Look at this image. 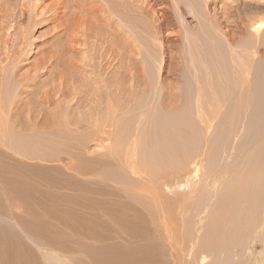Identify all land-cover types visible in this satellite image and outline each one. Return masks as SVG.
Returning a JSON list of instances; mask_svg holds the SVG:
<instances>
[{
  "label": "rangeland",
  "instance_id": "obj_1",
  "mask_svg": "<svg viewBox=\"0 0 264 264\" xmlns=\"http://www.w3.org/2000/svg\"><path fill=\"white\" fill-rule=\"evenodd\" d=\"M146 1L117 0L121 5L129 4L131 6L129 9H133L136 14L141 11L140 9ZM169 1L175 24L167 33L175 38L180 35L184 47L182 52V82L179 87L189 107L173 112L158 110L157 119L159 121L157 122H165L168 127L169 131L166 134L171 135V137L165 142L169 149L179 144L183 149L201 152L198 158L201 170L199 176L195 178L198 182L196 189H188L187 187L184 190V196L190 194L191 197L185 204L183 203V213L181 214L178 209H175L174 216L166 221L168 231L171 234L166 235L167 238L162 234V239L172 241L173 247L159 242L165 247L162 249L163 253L159 259L162 260L160 264H198L201 255L200 247L204 245L201 243V238L207 233L209 210L211 212V208H215L217 205L220 207V202L231 189L232 180L235 179L245 163L250 160L252 154L257 157L260 163L262 179L260 181L262 186L259 187L260 195L257 198L260 209L256 216H259L256 217V220L260 219L262 209H264V0ZM177 2L183 9H180ZM188 4H191L194 9L188 7ZM211 13L216 14L222 20L231 22L241 16L249 24L263 23L260 32L261 42L258 43L257 47L250 49L249 52L245 51L250 41L248 35L243 36L238 43L239 45L236 44L238 50H244L243 57L250 65V75L247 78L248 84H246L244 96L247 105L243 110H239L235 99L239 91L238 81L241 79L240 65L233 61L231 51L222 33L216 30V26L209 25L206 20L205 16L210 17ZM117 16L113 11H109L106 0H0V86L2 82H7V78L8 80L11 78V70L16 74V76L13 75L15 76L14 81L11 79L12 83L14 84L16 79L18 84H16L17 90L15 89L12 98L13 104L15 102L14 107L11 104L8 108V115L10 111H13V118L10 117L11 115L9 117L16 119L18 116L19 121L21 119L20 122L25 123L27 120L28 123V120L32 121V119L37 121H41L42 118L50 120V118L58 117L57 115H63V113L72 117L78 116L80 111H83L81 113L87 111L90 107L89 104L92 103V101L88 102L89 99H92L90 98L88 82L96 74L109 75V77L123 74L126 77L131 74L137 77L141 75V68L143 64L147 63V54L145 51V54H139L137 45L142 40L143 44L148 41L146 42L140 37L137 28H134V24L128 23L127 18ZM121 19L122 26L119 23ZM190 23L193 26H189ZM188 31H194L196 34V43L193 46L196 62L199 63L201 60L202 63L208 64L214 84L219 90H225L229 97L221 109L219 119H214V125L209 133L203 131L196 112L191 107L196 85L190 63V50H188L185 38ZM141 46L139 45V47ZM120 47L122 48L120 49ZM128 73L129 76L126 75ZM203 73L202 70L200 73L202 77ZM4 74H6L5 80L2 77ZM0 88L2 94V87ZM206 98L208 101L212 100L210 95H207ZM32 134L29 132L20 135L23 139L14 143L25 151L26 149L33 151L35 155L41 158L43 143L38 140L39 135L33 137ZM95 145L96 143H93L90 148L98 150V152L103 151ZM8 148L10 149L9 146L2 147L0 145V170H2L0 171V229L3 232L9 229V232L17 234L20 240L11 239L8 247L10 252L14 253L19 248L22 257L25 258L30 255L28 257L32 260L35 259L37 264H46L45 252H53L52 250L55 249L62 257L69 259L71 264H94L88 246L91 243L92 247L97 250L101 247L102 242L82 239L77 234L72 235V230L65 225L59 226V220L57 222L48 216H43V220H48V224L52 221L53 226L51 223L52 227H50L55 230L59 229L56 235L54 234L55 238L52 236L55 240L53 238L49 240V238L46 239L40 235L33 234L32 236L28 227L32 223L27 222L31 220H29L23 204L15 198L13 192H7V188L13 185L10 182V185L7 186V180L11 179L12 181L14 179L16 183L18 179L20 180L18 182H23L25 187L34 185V193L36 192L40 196L41 191L46 192L45 190L52 189L40 181L42 185L39 183L40 186L38 187L37 178L33 177V174L35 175L37 172H41L40 174L49 173L52 170L50 168L53 167H57L58 171L61 172L63 164L45 159L43 161L39 158H27L16 153L13 145L11 148L13 150ZM47 168L50 171H47ZM64 170L66 171H62L60 174L62 177L71 176L70 180L73 178L84 179L83 177L78 179L77 175L68 169ZM51 173L53 174V172ZM54 175L60 177L57 170ZM7 176L8 179H6ZM215 178H219V181L212 188L211 183ZM62 191L64 194L70 193L72 195H79V193L81 195L82 193L81 191L58 190L61 194ZM231 203L240 204L243 211L233 213V218L244 224L243 230L246 231L251 227L254 219V211H249L256 203L254 194H250V197L243 195L232 198ZM64 204L66 205V202ZM67 205L71 204L67 203ZM72 206L76 211L84 210L76 204L69 207ZM54 221H56L55 224ZM163 230H161L162 233ZM237 231V239L234 240L233 238L230 242H226L221 246L224 248L217 247V250L215 248L213 250L210 247L212 250H208L209 248L204 245L205 250L203 251L207 253L208 259H210L208 264H254L255 260H261L262 254H264V241L257 240V243H254L253 237H251L252 239L249 238L248 243L243 242L244 238L246 240V237H249L246 234L248 230L244 232L239 228ZM61 232H63L62 235ZM227 235L229 240L230 235ZM263 235L264 232L262 231L260 239L264 240ZM66 237L71 242L74 241L71 243L66 239L67 243L64 241V244L63 240ZM194 239L195 244L192 249ZM115 241L117 240H109L108 243H105L109 245ZM60 242L63 244L59 245ZM234 242H238V246ZM234 246H237L238 249ZM249 247L253 253L248 251ZM241 248L242 250H240ZM106 259L111 258L106 257ZM56 263L66 264L64 261ZM261 264H264V261Z\"/></svg>",
  "mask_w": 264,
  "mask_h": 264
},
{
  "label": "bare ground",
  "instance_id": "obj_2",
  "mask_svg": "<svg viewBox=\"0 0 264 264\" xmlns=\"http://www.w3.org/2000/svg\"><path fill=\"white\" fill-rule=\"evenodd\" d=\"M106 3L109 11H113L116 16L118 15L117 17L120 15L127 18L126 21L129 20L128 23L134 24V28H137L140 37L146 42L148 41L143 44L142 40V42L140 41L142 46L140 42L137 45L139 54L142 55L144 51L147 54V63L143 64L141 75L137 77L131 74L129 76L128 73L126 75L129 77L124 74L109 77V75L99 74L100 72L99 75L95 73V77L93 76L94 78L88 82L90 98H92L88 102L92 101V103H87V106L90 105L87 111L84 113L80 111L78 116L73 117L69 114L64 115L61 111L63 115L59 114L58 117L50 118V120L32 119V121L28 120V123L27 120L22 123L18 116H16L17 120L10 118H13V111H10L8 115L10 105L12 104L11 106L14 107L15 102L13 104L12 98L15 89L17 90L16 79L14 84L12 83L16 74L11 70L10 76L8 72L10 69H8V77L11 78L9 80L7 78V82H2L0 86L2 87V94L0 92V145L2 147L9 146V150H13L11 149L13 145L16 153L27 158L62 163V171L68 169L74 172L78 179L80 177L84 179L73 178L70 180L71 176L62 177L60 175L62 171L59 172L57 167L52 166L51 171L47 168L49 173L40 174L41 172H37V174H33V177L37 178L38 187L39 183L43 182L52 190L41 191L38 196V193L33 191L34 185L25 187L23 182H18L20 180L17 179L15 183L14 179L12 181L10 179L7 180L6 185H10V182L13 185L7 188V192H13L15 198L23 204V208L30 218L28 219L31 220L27 222L32 223L28 225L32 236L33 234L40 235V237L50 240L54 234L56 235L59 229L51 228L53 226L51 220L52 226L51 223L48 224V220H43V216H48L57 222L59 220V226L65 225L72 230V235L77 234L82 239L102 242L101 247L98 246L100 248L97 250L92 247L91 243L88 246L94 264H160L162 260L159 257L163 253L162 249H165L163 246L173 247L172 241L162 239V234L165 235V238H167L166 235L171 234L166 221L174 216L175 209H178L179 213H183V203L185 204L191 197L190 194L184 196V190L187 187L196 189L198 182L195 178L199 176L201 170L198 162L201 152L183 149L179 144H173L174 146L169 149L165 142L171 137L166 134L169 131L168 127L165 122H157L159 121L157 119L158 110L173 112L189 107L179 87L182 82L184 47L180 35L175 38L167 33L175 24L169 0H147L142 8L140 5L141 11L137 14L133 9H129L131 7L129 4L124 6L117 0H106ZM177 4L180 9H183L180 3L177 2ZM187 6L193 8L191 4ZM205 17L209 25L216 26L217 29H215L222 33L231 51L233 61L240 65L241 79L238 81L239 91L235 99L239 110H243L247 105L244 96L246 84H248L247 78L250 75V65L243 57L244 50H238L236 44L243 36L248 35L250 41L249 45L247 43L248 48L246 47L245 51L249 52L250 49L257 47L261 42L260 32L263 23L249 24L241 16L233 22L222 20L212 13L210 17L207 15ZM189 26H193L192 23ZM195 37L194 31H188L185 37L188 50H190V63L196 85L191 107L196 112L203 131L209 133L214 125V119H219L221 109L229 97L225 90H219L214 84L208 64L202 63L201 60L199 63L196 62L193 54ZM202 70L204 71L203 77L200 74ZM5 76L6 74L2 76L4 80ZM207 95L212 96L211 101L207 100ZM14 112L17 115L16 111ZM29 132L33 133V137L40 136L38 140L43 143L41 158L33 151H28V149L25 151L14 143L23 139L20 135ZM93 143H96L95 146L103 151L92 150L90 145ZM56 170L60 177L54 175ZM3 174L5 175V173ZM217 181L219 178L212 180V188L216 186ZM260 181H262L260 163L257 157L252 154L250 160L232 180L231 189L220 202V207L217 205L215 208H211V212L209 210L207 233L201 238V243H204L209 248L208 250H212L211 248L214 250L217 247L224 248L221 246L226 242H230L233 238L236 240L239 228L244 232L248 230L246 234L249 237H246V240L244 238L243 242L248 243V239H252L251 237H253L254 243H257V240L264 241L260 239V233L264 232V209H262L260 219L256 220V217L259 216L256 214L260 209L257 199L260 195V186H262ZM40 184L42 185V183ZM58 190L81 191L82 193L81 195L80 193L72 195L64 194L62 191L61 194ZM250 194H254L256 200L254 207L249 209V211H254V219L251 227L245 231L243 230L244 224L233 218V213L243 210L240 204H232L231 200L243 195L250 197ZM42 195L43 198H41ZM67 203L76 204L82 207L85 212L84 210L81 212L77 210V212L73 206L69 207L71 205L68 206ZM86 212L88 213L86 214ZM7 230L3 232L0 229V264H37L35 259L32 260L28 257L30 255L22 257L19 248L14 253L10 252L8 247L11 239L19 240V237L15 233H10L9 229ZM227 234L230 235L229 240ZM67 236L69 235L67 234ZM64 239L63 242H66V239L69 240L67 237ZM81 240L80 242L83 241ZM109 240L117 241L106 245ZM56 241L58 240L56 239ZM69 241L71 242V240ZM240 241L242 242L241 239ZM192 243L193 249L195 239ZM55 244L57 243L55 242ZM62 244L60 242L59 245ZM236 244L238 246V242ZM204 245L200 247L201 255L198 264H208L210 260L207 253L203 251L205 250ZM52 251L45 252L46 264H57L58 261L71 264L69 259L62 257L55 249ZM248 251L253 253L250 247ZM106 257L111 259L108 260ZM263 261L264 254H262L261 260H255L254 264H261Z\"/></svg>",
  "mask_w": 264,
  "mask_h": 264
}]
</instances>
